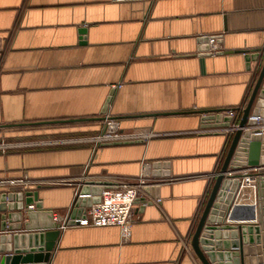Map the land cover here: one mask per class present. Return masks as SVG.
<instances>
[{
    "label": "crops",
    "instance_id": "0c3cea01",
    "mask_svg": "<svg viewBox=\"0 0 264 264\" xmlns=\"http://www.w3.org/2000/svg\"><path fill=\"white\" fill-rule=\"evenodd\" d=\"M218 36L221 53L201 56L199 39ZM258 52L264 0H0V142H12L0 191L24 178L45 209L8 233L54 230L87 180L136 184L147 163L170 162L127 240L119 227H70L48 264H202L191 239L230 138L204 118L246 105ZM110 97L120 131L97 147L85 138L101 134Z\"/></svg>",
    "mask_w": 264,
    "mask_h": 264
},
{
    "label": "water",
    "instance_id": "95a60500",
    "mask_svg": "<svg viewBox=\"0 0 264 264\" xmlns=\"http://www.w3.org/2000/svg\"><path fill=\"white\" fill-rule=\"evenodd\" d=\"M87 32L86 28H80V45H86ZM199 41V49L203 53L201 56L212 55L208 53L211 39L203 37ZM259 56L260 52L248 57L249 64L251 61H259L260 67L256 73L258 75L254 77L251 92L238 123L239 127L231 136L224 163L215 178L191 239V247L202 264H264V128L255 130L253 127L257 126V121L250 118L264 119V55L261 58ZM111 101L112 97L107 100L102 114L107 113ZM204 120L216 128H228L232 122L231 117L223 114L206 116ZM169 165L170 162H154L152 175L158 176L160 168L169 169ZM246 167H259L257 212L239 216L236 210L230 213V209L236 199L240 182L238 179L227 178L226 174L230 170L239 171ZM162 176H170V172H164ZM112 185V182L108 181L84 182L78 191L72 220L84 216L87 208L99 203L103 189ZM144 191L149 194L151 188L146 186ZM140 201L145 202L146 199L139 198L138 203ZM29 205H35L36 209L45 211L44 204L36 192L0 191V264H48L52 258L61 234L59 225L55 222L54 230L8 233L22 230L24 215ZM148 205L152 203L149 202ZM227 221L251 224L236 225L228 224ZM253 221L257 222L253 224ZM69 225H74V222L71 221ZM4 253L5 256H2Z\"/></svg>",
    "mask_w": 264,
    "mask_h": 264
},
{
    "label": "built area",
    "instance_id": "2783aa9c",
    "mask_svg": "<svg viewBox=\"0 0 264 264\" xmlns=\"http://www.w3.org/2000/svg\"><path fill=\"white\" fill-rule=\"evenodd\" d=\"M138 1H146L152 2L154 0H138ZM221 37H214L211 40L210 49L208 53L216 55L219 54L220 51L217 49L218 45H220ZM214 41V42H212ZM245 107V106H244ZM244 107L239 109H231L223 112L224 116L231 117L232 122L230 127L227 128V132L231 137L235 134L238 129L239 121L236 123L235 120L237 118L238 112L244 109ZM253 120L257 121V126L253 127L255 130L264 128V119L261 117H250ZM263 124V126H262ZM104 129L101 134L93 137V138H85V141L96 144V146H100L103 143H108L110 141H114L120 131L119 123L111 118L109 115H105L104 119ZM261 125V126H260ZM138 135L144 139V141H148L152 139L153 135L147 134L144 131H137ZM9 145V144H8ZM8 145H3L0 148L6 150ZM146 170L139 178L136 184H121V183H112L113 185L110 188H104L102 195L100 196L101 201L99 203L93 204L91 207L87 208L84 216L80 218H75L72 220L71 215L74 209V204L76 202V198L78 196V191L76 192V197L73 205L68 210L66 215H61L56 212H53V221L59 225V231H65L70 227H87V228H104V227H119L122 232V237L124 239H128L130 237V230L132 227L133 216L136 212V206L138 203V199L140 198L141 193L144 191L145 187L148 186V180L152 175V164L147 163ZM218 174V173H217ZM215 175V177L217 176ZM227 178L231 180L238 179L240 182L239 190L236 195V199L230 209V213L236 210L239 216H244L247 214L246 212L253 214L257 212V179L259 178V167H246L242 168L239 171L230 170L226 174ZM10 189L8 191H22L27 192L30 190V187L24 178H20L17 180H12L9 182ZM249 191L246 195L244 192ZM157 202H161V200H157ZM247 202L250 204L249 208L241 207L242 203ZM148 202H145L144 205H147ZM35 205H29L26 208V212L34 211ZM229 213V214H230ZM73 221L74 225L70 226L69 223ZM257 221H253L255 224ZM227 223H232L227 221Z\"/></svg>",
    "mask_w": 264,
    "mask_h": 264
},
{
    "label": "trees",
    "instance_id": "16d2710c",
    "mask_svg": "<svg viewBox=\"0 0 264 264\" xmlns=\"http://www.w3.org/2000/svg\"><path fill=\"white\" fill-rule=\"evenodd\" d=\"M241 116H242V112L241 111H239L238 112V115H237V118H236V120H235V122L237 123L238 121H240V119H241ZM231 139V137L229 138V141H228V143H227V148H228V146H229V143H230V140ZM227 148H226V150H227ZM203 209H204V206L203 207H201V210H200V212H199V217L201 216V214L203 213Z\"/></svg>",
    "mask_w": 264,
    "mask_h": 264
},
{
    "label": "rangeland",
    "instance_id": "374dc122",
    "mask_svg": "<svg viewBox=\"0 0 264 264\" xmlns=\"http://www.w3.org/2000/svg\"><path fill=\"white\" fill-rule=\"evenodd\" d=\"M258 67H260V63H259V65H258ZM258 69H259V68H258ZM258 69H257V72H258ZM257 72H256V73H257ZM257 75H258V74H255L256 77H257ZM254 85H255V84H254ZM9 143H12V142H4V141H3V142H0V147L3 146V145H8ZM6 150H7V149H6ZM0 151H2V148H0ZM227 151H228V148H227V150H226V153H227ZM226 153H225V156H226Z\"/></svg>",
    "mask_w": 264,
    "mask_h": 264
},
{
    "label": "bare ground",
    "instance_id": "6f19581e",
    "mask_svg": "<svg viewBox=\"0 0 264 264\" xmlns=\"http://www.w3.org/2000/svg\"><path fill=\"white\" fill-rule=\"evenodd\" d=\"M248 192H249V191H245L244 193H245L246 195H249ZM248 205H250V204H248Z\"/></svg>",
    "mask_w": 264,
    "mask_h": 264
}]
</instances>
